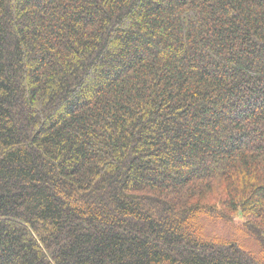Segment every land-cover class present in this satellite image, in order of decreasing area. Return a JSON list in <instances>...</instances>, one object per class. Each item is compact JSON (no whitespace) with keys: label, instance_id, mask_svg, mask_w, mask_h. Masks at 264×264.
Returning a JSON list of instances; mask_svg holds the SVG:
<instances>
[{"label":"trees","instance_id":"1","mask_svg":"<svg viewBox=\"0 0 264 264\" xmlns=\"http://www.w3.org/2000/svg\"><path fill=\"white\" fill-rule=\"evenodd\" d=\"M0 264H264V0H0Z\"/></svg>","mask_w":264,"mask_h":264},{"label":"rangeland","instance_id":"2","mask_svg":"<svg viewBox=\"0 0 264 264\" xmlns=\"http://www.w3.org/2000/svg\"><path fill=\"white\" fill-rule=\"evenodd\" d=\"M239 216V217H238ZM235 217V220L233 222V225L234 226H231V227H228L224 222L222 221H212L210 220L208 222V225H209V229L212 230V231H215L217 232L218 234H221V235H224L226 237H229V238H233V234L237 233L236 235H238L239 237H242V238H246V242L247 240L251 241V243H247V245L249 246L248 248L251 249L252 251H258V248L260 247L259 246V243L257 242V239L254 238L253 236L249 235L247 236L246 233L244 232V226L242 225L244 219L243 217H241L240 215H238ZM213 225H212V223ZM241 242V241H239ZM242 244V243H241Z\"/></svg>","mask_w":264,"mask_h":264}]
</instances>
